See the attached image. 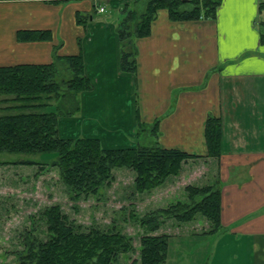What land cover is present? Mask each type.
<instances>
[{"label":"crops","instance_id":"1","mask_svg":"<svg viewBox=\"0 0 264 264\" xmlns=\"http://www.w3.org/2000/svg\"><path fill=\"white\" fill-rule=\"evenodd\" d=\"M94 1L0 0V64L80 51L91 88L79 92L77 113L59 116L58 134L125 147L136 142L137 119L158 118L159 145L199 154L181 169H208L198 183L218 186L221 238L243 248L264 243V33L255 25L264 0H220L214 18L191 20L170 19L159 8L149 33L134 39V74L120 68L119 19L102 16L105 8L97 11ZM124 1L106 2L122 15ZM93 8L84 24L75 21L76 10ZM19 28L49 29L51 38L18 40ZM209 113L221 123L217 157L204 155Z\"/></svg>","mask_w":264,"mask_h":264},{"label":"trees","instance_id":"2","mask_svg":"<svg viewBox=\"0 0 264 264\" xmlns=\"http://www.w3.org/2000/svg\"><path fill=\"white\" fill-rule=\"evenodd\" d=\"M47 1L60 3L69 0ZM136 1V7H131V0L122 4L123 17L116 26L120 68L133 74L134 39L149 33L151 21L159 8H165L170 19L191 20L214 18L220 3V0ZM259 8H264V1L259 3ZM94 11L95 8L90 13L76 10L75 21L84 24ZM15 35L18 40L51 38L50 30L42 28H19ZM259 37L264 42V34ZM59 64H64L69 74L61 81L58 80ZM90 88L91 82L84 73L80 51L67 54L55 52L53 60L44 63L0 64V151L45 153V161L58 168L62 182L74 199L95 194L101 185L111 180L115 167L131 169L134 172V187L141 192L160 184L167 175L176 174L188 158L200 156L176 147L159 145L156 140L158 118L149 125L155 136L150 144L136 142L125 147H105L94 136H60L57 130L59 116L75 113L79 92ZM63 89L74 98V105L70 110L60 111L50 102L63 96ZM145 126V122L137 119L136 135ZM220 132L219 116L207 114L203 124L205 156L219 155ZM184 190V200L176 199L166 207L144 212L140 216V224L153 231L159 227L163 216L182 222L193 219L199 213L209 220L211 228L208 231L219 229L218 186L214 183H187ZM41 215L45 223V238L26 230L22 237L23 246L15 252L14 264H112L118 260L119 253L134 250L131 238L114 228L102 230L92 226L83 230L74 225L57 203L45 206ZM168 235L142 234L138 262L132 261L131 264H165Z\"/></svg>","mask_w":264,"mask_h":264},{"label":"rangeland","instance_id":"3","mask_svg":"<svg viewBox=\"0 0 264 264\" xmlns=\"http://www.w3.org/2000/svg\"><path fill=\"white\" fill-rule=\"evenodd\" d=\"M106 1L98 4L95 0L93 5L102 8L97 10L99 12L105 8L102 16L120 20L123 16L119 15V10L117 12ZM261 21H264L263 8L255 19V25L264 33ZM56 46H61L60 41ZM58 74L59 81L69 75L64 64H59ZM62 91L65 94L50 103L60 111L70 110L74 98L66 90ZM149 125L137 133L136 142L150 144L155 140ZM45 158V153L0 151V264L15 263V252L22 248L26 230L45 238L41 211L52 203L59 204L74 225L83 230L92 226L102 230L114 228L131 238L134 250L119 253L118 260L112 264L138 262L139 238L144 233L169 234L165 264H264V243L238 247L240 242L221 238L219 231L222 227L206 232L211 228L210 222L199 213L182 222L163 216L159 227L153 231L140 224V216L144 212L166 207L176 199L184 200L183 184L200 185L198 182L207 178L208 169L193 164L183 169L181 166L176 174L167 175L160 184L138 192L133 183L134 172L123 166L115 167L111 180L101 185L95 194L74 199L62 182L58 168ZM202 230L205 233L200 232Z\"/></svg>","mask_w":264,"mask_h":264},{"label":"built area","instance_id":"4","mask_svg":"<svg viewBox=\"0 0 264 264\" xmlns=\"http://www.w3.org/2000/svg\"><path fill=\"white\" fill-rule=\"evenodd\" d=\"M98 9H100V10H101L102 8H101V7H98Z\"/></svg>","mask_w":264,"mask_h":264}]
</instances>
